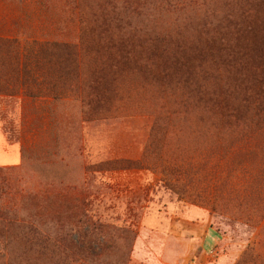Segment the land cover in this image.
Wrapping results in <instances>:
<instances>
[{"label":"rangeland","instance_id":"rangeland-1","mask_svg":"<svg viewBox=\"0 0 264 264\" xmlns=\"http://www.w3.org/2000/svg\"><path fill=\"white\" fill-rule=\"evenodd\" d=\"M4 4L0 264H264V0Z\"/></svg>","mask_w":264,"mask_h":264},{"label":"crops","instance_id":"crops-1","mask_svg":"<svg viewBox=\"0 0 264 264\" xmlns=\"http://www.w3.org/2000/svg\"><path fill=\"white\" fill-rule=\"evenodd\" d=\"M5 8V5H0V25L2 24V17L5 14ZM21 159L22 153L20 146L12 145L8 142L5 131L0 123V166L19 163Z\"/></svg>","mask_w":264,"mask_h":264},{"label":"trees","instance_id":"trees-1","mask_svg":"<svg viewBox=\"0 0 264 264\" xmlns=\"http://www.w3.org/2000/svg\"><path fill=\"white\" fill-rule=\"evenodd\" d=\"M5 5V7L7 6L6 4H4ZM7 10L8 9H6V11H5V14L3 15V17H2V24L0 25V28H4V27H6L7 26V20H9V18H8V16H7V14H9L8 12H7Z\"/></svg>","mask_w":264,"mask_h":264}]
</instances>
